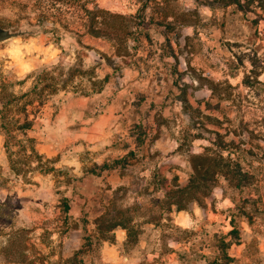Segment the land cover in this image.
Here are the masks:
<instances>
[{
    "label": "rangeland",
    "instance_id": "rangeland-1",
    "mask_svg": "<svg viewBox=\"0 0 264 264\" xmlns=\"http://www.w3.org/2000/svg\"><path fill=\"white\" fill-rule=\"evenodd\" d=\"M240 3L0 0L37 31L0 43V264H264V0ZM202 154L246 180L170 207Z\"/></svg>",
    "mask_w": 264,
    "mask_h": 264
},
{
    "label": "trees",
    "instance_id": "trees-1",
    "mask_svg": "<svg viewBox=\"0 0 264 264\" xmlns=\"http://www.w3.org/2000/svg\"><path fill=\"white\" fill-rule=\"evenodd\" d=\"M232 3L237 4L239 7L242 6L240 0H232ZM87 12L88 14L92 13L91 10H87ZM35 90H36V86L33 89H31V91H35ZM29 118H30L29 114L26 113L23 121L16 120L14 123V128L22 132V134L26 137L28 131L31 130L33 126V120ZM7 132L8 135H10L9 134L10 129H8ZM27 140L32 144V149L29 155H33L37 161L42 160V157L44 156L35 148V145L33 144L35 142L34 139L27 137ZM197 157L201 162L200 163L193 162L194 163L193 174L190 177L189 184L186 187H179L177 184L176 185L174 184V187L166 191V198L168 200L170 207L175 205L177 210H183L186 209V204L189 201H196L197 199L195 198L198 195H202V196L209 195L211 189L208 184L206 186L207 181L214 180L216 177L220 175H224L236 180L237 186H241L242 182L246 180L245 179L247 178L246 176H248L246 173L241 171L240 166L238 164L234 165L232 163H224L225 158L222 155H217V157H211L210 155L202 154V155H198ZM27 159H30V156H28ZM232 165H234L235 168ZM51 170H54V168L50 167L48 169V172ZM202 185L204 187H202ZM184 194H188L189 197L185 199ZM99 219L100 220L103 219V216H101ZM131 219L132 218L129 217V215L124 216L123 219L120 220L115 219L106 227V229L100 230L102 234L101 238L104 240L108 239L109 237L107 236V234L117 226H122L126 228L128 230V236L130 237L131 230L128 227V222H130ZM135 241L136 239L133 240V242Z\"/></svg>",
    "mask_w": 264,
    "mask_h": 264
},
{
    "label": "crops",
    "instance_id": "crops-1",
    "mask_svg": "<svg viewBox=\"0 0 264 264\" xmlns=\"http://www.w3.org/2000/svg\"><path fill=\"white\" fill-rule=\"evenodd\" d=\"M49 60H50V57H42L40 60L38 59L37 61L38 62L39 61L40 62H48ZM102 93L103 94L108 93L107 88L104 91H102ZM106 115H107V113L105 112L101 117H105ZM41 154L43 156H46V157H51L52 156V153L48 154V153L42 152ZM43 177H45V176H43ZM117 227H122V226H117ZM117 227H115L112 231H110V233L112 232V234H115V236H116V244H114L115 242L112 243L113 247H115V249H120V246H122L123 244H127L129 242L128 241L129 236H128V230L126 228L122 227V228H120L118 230V229H116ZM123 229H125V230H123ZM124 231H127V233H125ZM123 234L125 235V237L123 236ZM117 236H118V239H117ZM106 240H110V239L108 238V239H105L103 241H106ZM103 243H106V242H103ZM133 243H135V242H133ZM110 249L113 250V248H111L109 245L108 246H104V249H103L104 258L106 260H110V259L115 260L114 257L113 258H108L107 255H105L107 253L106 251L110 250ZM115 258H116L115 262L118 263V264H134L135 263V262L132 261L133 257L131 258L128 255H122L121 251H118L115 254Z\"/></svg>",
    "mask_w": 264,
    "mask_h": 264
},
{
    "label": "water",
    "instance_id": "water-1",
    "mask_svg": "<svg viewBox=\"0 0 264 264\" xmlns=\"http://www.w3.org/2000/svg\"><path fill=\"white\" fill-rule=\"evenodd\" d=\"M35 33H37V31L32 30L30 27L12 29L0 25V43Z\"/></svg>",
    "mask_w": 264,
    "mask_h": 264
}]
</instances>
